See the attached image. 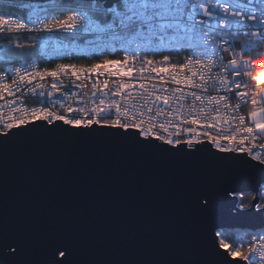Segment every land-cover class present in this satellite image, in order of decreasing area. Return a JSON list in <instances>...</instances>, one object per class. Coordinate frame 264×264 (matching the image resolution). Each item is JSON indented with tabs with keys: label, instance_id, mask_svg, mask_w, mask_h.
Here are the masks:
<instances>
[{
	"label": "snow or ice",
	"instance_id": "6c2138e0",
	"mask_svg": "<svg viewBox=\"0 0 264 264\" xmlns=\"http://www.w3.org/2000/svg\"><path fill=\"white\" fill-rule=\"evenodd\" d=\"M19 9L22 14L0 11V39L7 41L0 48V60L6 61L0 65V144L37 129L51 140L58 133L114 137L130 141L132 149L171 155L207 151L214 155L212 172L218 154L226 153L217 184L232 154L233 171L244 154L252 195L240 194L230 203L235 217L255 219L239 225L255 232L230 241L227 229L237 225L215 223L208 233L210 251L224 256L226 264H264V143L259 142L264 100L257 93L247 118L237 116L239 103H231L232 94L244 104L251 94L241 90L237 57L246 64L244 75L255 82L252 58L233 45L241 29L250 38L264 36V0H47L21 3ZM87 37L96 41L98 58L91 62L18 64L36 56L34 49L41 56L66 58L72 44ZM105 42L119 48L109 52ZM143 50L149 51L141 55ZM182 53V62H174L173 54ZM196 202L203 219L211 198L198 196ZM0 218V264H99L77 259L79 241L71 230L22 231L3 213ZM37 246L42 258L32 255Z\"/></svg>",
	"mask_w": 264,
	"mask_h": 264
},
{
	"label": "water",
	"instance_id": "95a60500",
	"mask_svg": "<svg viewBox=\"0 0 264 264\" xmlns=\"http://www.w3.org/2000/svg\"><path fill=\"white\" fill-rule=\"evenodd\" d=\"M130 144L62 133L51 140L40 129L11 136L0 144V214L22 231H73L79 241L77 259L85 262L226 264L224 256L210 251L208 233L218 222L237 225L230 231L255 232L239 226L255 219L235 217L230 203L242 194L234 195L236 189L252 194L245 179L250 172L246 156L233 171V153L217 184L226 153L218 154L212 172L214 155L207 151L171 155ZM198 196L211 198L203 219ZM32 255L42 258L43 253L37 246Z\"/></svg>",
	"mask_w": 264,
	"mask_h": 264
},
{
	"label": "built area",
	"instance_id": "2783aa9c",
	"mask_svg": "<svg viewBox=\"0 0 264 264\" xmlns=\"http://www.w3.org/2000/svg\"><path fill=\"white\" fill-rule=\"evenodd\" d=\"M31 4H43V3H31ZM246 29H241L237 32V35L235 37V42L233 45V48L235 51L243 52V55L245 57H251L252 62H251V70L255 74V82L253 80L249 79L247 76L244 75V73L247 71V67L244 61H239V71L241 73L240 77L238 78V81L242 84V89L241 90H248L251 89V94L248 97V103L244 104L243 101L237 100L234 94L231 95V103L233 105L239 103L240 108L237 111V116L239 115H244L247 118V115L250 111H252V105H251V100L254 98H257V93H259V99L264 100V36H261L260 38H250L247 35ZM35 35V34H31ZM25 36H28L30 38V34H25ZM229 39H233L231 34H228ZM24 38V36H22ZM1 40V39H0ZM27 41V40H26ZM65 43H70L69 41H65ZM95 38L94 37H87L84 40H78L75 41L72 44V47L74 49L72 55L66 57V58H60L55 55H47V56H41L39 54V50L37 49V57H31L29 59L23 60L19 63H23L24 61H27L29 63L35 61L39 66L43 67L45 65H48V63L52 62V65L56 62H61V59L63 62H74L70 61L72 57L76 56H82V57H94L96 56L94 54V49H95ZM118 49V45H111L107 44L105 42V50L112 52L113 49ZM146 51L149 50H143L141 52V55H143ZM189 52L193 51L192 49L188 50ZM156 52L159 53L160 49H156ZM116 55H122V52L116 51ZM225 63L227 62V54ZM182 62V60H181ZM77 63V62H76ZM87 63V62H86ZM18 66V65H17ZM218 71V69H217ZM229 78L231 79V75H229ZM26 103L31 104L32 103V97H27L26 98ZM259 107V105H257ZM247 123V120L245 121ZM233 131H235V128H233ZM260 143H264V138L260 139ZM249 237L245 238L248 239Z\"/></svg>",
	"mask_w": 264,
	"mask_h": 264
},
{
	"label": "trees",
	"instance_id": "16d2710c",
	"mask_svg": "<svg viewBox=\"0 0 264 264\" xmlns=\"http://www.w3.org/2000/svg\"><path fill=\"white\" fill-rule=\"evenodd\" d=\"M23 3V2H19V1H4V0H0V11H4V12H11V13H20V9H19V5ZM22 14V13H20ZM21 42H27L25 38L21 37ZM7 45V41L4 40V39H1L0 40V47H5ZM33 51H35L37 53V49H34ZM165 54H171V53H165ZM182 56H183V53L181 54V56H176L173 54V59H174V62L176 61H179L181 62L182 60ZM31 57H37L36 56H28L24 59H21L19 62L23 61V60H26V59H29ZM98 57L97 56H94V57H82V56H76V57H72L70 59V61H74V62H77V63H86V62H91L92 60H95L97 59ZM5 60H0V65H3L5 64ZM48 65H52V62L48 63ZM245 198H247L248 196L252 195L251 193H242ZM240 195V194H238ZM237 195V196H238ZM229 232V240L232 241V240H238L239 238H247L248 235L247 233L249 232H246V231H241V230H227Z\"/></svg>",
	"mask_w": 264,
	"mask_h": 264
},
{
	"label": "rangeland",
	"instance_id": "374dc122",
	"mask_svg": "<svg viewBox=\"0 0 264 264\" xmlns=\"http://www.w3.org/2000/svg\"><path fill=\"white\" fill-rule=\"evenodd\" d=\"M0 48H3V47H0ZM261 139H263V138H261ZM247 232V231H246ZM252 233H254V232H252Z\"/></svg>",
	"mask_w": 264,
	"mask_h": 264
}]
</instances>
